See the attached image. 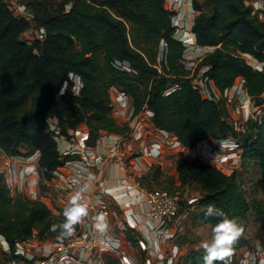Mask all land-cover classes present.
<instances>
[{"label":"trees","instance_id":"16d2710c","mask_svg":"<svg viewBox=\"0 0 264 264\" xmlns=\"http://www.w3.org/2000/svg\"><path fill=\"white\" fill-rule=\"evenodd\" d=\"M204 1L208 11L194 0L199 12L192 31L210 49L192 75L166 0H29L33 22L46 31L30 43L21 34L32 22L0 0V147L8 154H21L25 144L28 153L39 150L40 180L50 178L68 159L52 119L69 136L70 128L86 122L87 141L94 144L101 128H123L113 114L111 87L118 85L132 96L133 114L151 109L156 125L173 130L188 147L210 136H238L242 156L258 157L264 182V20L245 0ZM203 66L207 84L213 79L222 91L244 77L243 86L262 109L249 118V129L239 131L230 119L225 95L201 91L194 75ZM176 166L183 181L201 183L200 214L213 227L225 215L243 224L252 206L264 215L261 200L249 198L241 169L228 172L199 155L179 157ZM65 219L43 199L20 190L14 195L0 171V233L12 246L35 228L40 238L63 233ZM249 243L242 233L231 254ZM205 255L202 247L192 249L189 264H205Z\"/></svg>","mask_w":264,"mask_h":264},{"label":"crops","instance_id":"0c3cea01","mask_svg":"<svg viewBox=\"0 0 264 264\" xmlns=\"http://www.w3.org/2000/svg\"><path fill=\"white\" fill-rule=\"evenodd\" d=\"M196 1L203 10L210 9L204 0ZM263 1L245 0L252 8ZM165 5L174 11L172 19L176 27V36L184 33L186 39L182 40L186 45L184 57L186 64L192 68L193 75L197 63L210 49L209 46L199 45L192 31L198 9L194 0H166ZM27 34L28 31L25 30L21 38L23 39ZM207 69L208 66L201 67L195 79ZM243 81L244 77H240L236 83L240 86ZM208 84L216 97L226 96L228 91L231 95L234 93V87L230 86L222 91L213 79H210ZM113 87L118 88L117 85ZM240 90L243 89L240 87ZM243 92L245 98L251 96L246 88ZM245 98L239 99L236 105L250 108V104L249 107L248 103L243 104ZM113 104V114L123 128L117 131L101 128L94 144L87 143L67 153V160L70 161L61 165L60 172L54 173L50 178L40 180L39 163L36 160L32 164L30 160L19 158L18 169L15 165L17 160L4 161L7 153L1 147L0 169L8 167L10 175L15 179L17 172L20 176H24V181L20 179L16 187L23 189L30 197L34 195L46 201L56 214L64 215L71 197L77 192L82 194L81 202L87 205L88 214L78 223V227L91 232L96 242V249L94 251L86 247L77 248L62 257L58 264H189V252L201 247L202 240L196 232L200 230V225L211 223L200 214L202 206L199 204V198L203 193L201 183L193 180L183 181L176 162L179 157L185 155H199L204 161L218 164L222 169L230 172L239 164V160L233 155L235 152L232 151L238 146L228 137L210 136L205 142L188 147L180 142L173 130L157 126L153 111H149V108L133 114L131 95L127 94L120 103ZM227 105L232 120L233 112L228 98ZM89 129V125L83 121L76 127L70 128V136L80 138L88 134ZM139 132L142 133L140 136H138ZM118 145L128 152H135V156L128 161V164H122L116 157L115 159L108 157ZM219 151L222 153L220 154ZM91 154L93 158L88 157ZM85 156L90 158L89 168L80 169L81 165L76 164L74 160ZM99 156L102 158L97 160ZM7 180L11 182L9 175ZM141 184L169 185L168 187L174 186L181 191L183 198L180 211L171 222L159 228L147 214L145 196L139 189ZM90 202L97 207L103 205L109 208L106 235L96 233L92 215L97 208H89ZM37 231L38 229L35 228L33 237L39 240V246H29V250L36 254H46L52 235L40 238L37 236ZM21 239L18 238L11 246L5 235L0 233V263L12 257V249L22 241ZM231 255L229 259L217 264L252 263V256L244 257L240 249L236 254Z\"/></svg>","mask_w":264,"mask_h":264},{"label":"built area","instance_id":"2783aa9c","mask_svg":"<svg viewBox=\"0 0 264 264\" xmlns=\"http://www.w3.org/2000/svg\"><path fill=\"white\" fill-rule=\"evenodd\" d=\"M70 4L68 5V7ZM14 12L26 18L27 20L31 21V26L26 30L28 31L27 36L24 37V40L27 42H31L35 39H44L46 36L45 28L38 25V28H34L35 23L33 22V12L29 8L26 2L15 1L13 3ZM253 11L256 13L257 17L260 20H264V1L261 4H258L253 7ZM199 12V10H198ZM177 37L181 40H186L183 34H177ZM190 38H187L189 40ZM255 65V63H252ZM262 68V67H259ZM202 78V83L206 80V77H203L202 74L200 75ZM202 83L197 82L199 84L201 91L205 95H212L211 89L208 87L207 81L202 85ZM80 82L77 79L75 84V89L78 91ZM233 85H238V83H234ZM232 85V86H233ZM231 86V87H232ZM240 87L244 90L245 87L243 84ZM242 90V91H243ZM259 115L262 112V109L259 105H256ZM149 111H152L149 109ZM51 126L55 130L56 138L58 142V148L61 153H69L71 151L77 150L81 145L84 146L88 143V134L82 136L80 138H75L69 135H66L60 131V127L57 124V119L53 118L51 121ZM236 127L240 130H246L245 124L237 125ZM142 133L139 132L138 136ZM206 138L202 139L197 145L201 142H205ZM196 145V146H197ZM38 153L36 150L33 155ZM111 154L108 155L110 158L116 157L117 160L121 161L122 164H128V161L135 156V152L131 151L128 152L126 149H122L121 145L116 146L113 149ZM221 154L222 151H219ZM218 154V155H220ZM88 157H94L92 154ZM86 156L84 158L80 157V159H75L74 161L76 164L81 165L80 169H87L89 168L88 159ZM102 156L97 157V160H100ZM70 160H66L69 162ZM65 162V163H66ZM64 163V164H65ZM59 166L55 173L60 172ZM140 192L144 193L145 201L147 204V214L155 221V223L159 226V228L163 227L164 225L171 222L179 213L181 203H182V193L178 189H172L168 186H148V185H140L139 186ZM89 208L95 209L97 208L96 212L92 215V221L96 225V217L97 216H104L105 220L108 225V214L109 208L106 206L101 205L97 207L93 202L89 203ZM108 231V227L105 231H100L96 228V233L106 235ZM6 237V236H5ZM92 239V240H91ZM22 241L15 245L12 249V257L1 262L0 264H58L59 260L66 256L67 254L77 250V248L86 247L95 251L96 249V242L93 238L90 231L85 230L81 227L73 228V230L69 233L64 231L61 234L52 235L49 250L46 254H36L29 250V246H39V240L34 238L33 236L23 237ZM12 246V245H11ZM93 251V252H94Z\"/></svg>","mask_w":264,"mask_h":264},{"label":"rangeland","instance_id":"374dc122","mask_svg":"<svg viewBox=\"0 0 264 264\" xmlns=\"http://www.w3.org/2000/svg\"><path fill=\"white\" fill-rule=\"evenodd\" d=\"M7 1L9 2L10 5H13V3L15 1L26 2L29 0H7ZM48 1H49V3H54L57 0H48ZM42 2H44V0H42ZM68 5H69V3H68ZM34 28H38V25L35 24ZM246 57L251 63H255V65L253 64V66H255L257 68L261 67L260 64H258L257 62L254 61L253 57L248 56V55H246ZM194 76H197V75H194ZM239 78L240 77H238V79ZM201 79L202 78L198 77L195 79V81L202 83L203 79L202 80ZM206 81L207 80H204L202 85H204V83H206ZM232 87H234L233 95H231L230 91H228L227 95H226V97L228 98L230 108L233 112L232 120L237 125L245 124V127L249 129V127H248L249 118L252 117V118L256 119L259 116V113H258V110L256 107L257 104H255L253 96H247L245 98V96H244L245 93L244 92L242 93L239 85H233ZM111 88H112L111 89L112 90L111 96H112L113 103L114 102L120 103L121 99H125L127 97V94L125 92L121 91L119 86H118V88L113 87V86ZM237 95H240V96H237ZM243 98L246 99V101L243 104L248 103V105H247L248 107L250 104V106H251L250 108H246L243 105H242V107L236 105L238 100L243 99ZM238 130L241 132L245 131V130H240V129H238ZM227 137H228V139H231L233 142H235L238 146L237 148H234V150H232V151L235 152V153H233L235 158L237 160H239V164H238L237 168L242 170L241 174L243 175L244 186L246 188V191H247L249 198L260 199L261 200V207H262V209H264V182L262 181V171H261V168L259 165L258 157L251 156V155H247V156L243 157L242 156L243 148L240 147V145L238 144L239 143L238 136L229 135ZM29 148L30 147L27 144H25L21 147V151H22L21 154H8L7 153V158L4 157V159H5L4 161H12L11 159L17 160L15 163L17 169L20 167V162L18 161L19 158L30 160L31 163L34 164V161L35 160L38 161V159H39L40 151L38 150V153L33 155V153L36 150L32 153H28ZM0 171L3 172V174L5 176V180L9 184V186L11 188V192L14 195L19 190L23 191V189H18L16 187L17 186L16 184H18V181H20V179H22L24 181V179H25L24 176H20V173L17 172V174L15 176L17 179L13 178L14 176L12 177L10 175V173H9L10 169L8 167L0 169ZM6 172L8 174H6ZM7 175H9V178L11 179L10 183L7 180ZM167 186H169V185H167ZM170 188L176 189L174 186H170ZM23 192H25V191H23ZM32 198H36V197L34 195H32ZM194 201H196V200H194ZM242 221H243V224H239V225L243 227V229H244L243 234L250 239V243L245 244L240 248L241 253L243 254L244 257L247 255L252 256V263H247V264H264V215L263 216L260 215L258 213V211L255 209V207L252 206L249 209L247 217ZM213 228L214 227L211 224H202V226L200 225V230L196 232V235H199V238L202 241L207 240V241L211 242L212 229ZM231 256L232 255L230 254L225 259H229Z\"/></svg>","mask_w":264,"mask_h":264},{"label":"clouds","instance_id":"9594fccd","mask_svg":"<svg viewBox=\"0 0 264 264\" xmlns=\"http://www.w3.org/2000/svg\"><path fill=\"white\" fill-rule=\"evenodd\" d=\"M83 197L80 192L75 193L69 201V206L65 208V222L60 225L67 232L73 230L74 225L79 223L88 214L87 205L82 203ZM212 214L211 209L208 212ZM95 227L100 231H105L108 227L104 216H97ZM244 229L233 218L226 215L212 229L211 242L205 240L201 242V247L206 255L205 264H213V261H223L231 254L232 247L238 238L242 235Z\"/></svg>","mask_w":264,"mask_h":264}]
</instances>
